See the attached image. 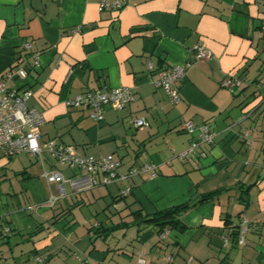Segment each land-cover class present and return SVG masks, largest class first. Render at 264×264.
Returning <instances> with one entry per match:
<instances>
[{"label":"crops","instance_id":"1","mask_svg":"<svg viewBox=\"0 0 264 264\" xmlns=\"http://www.w3.org/2000/svg\"><path fill=\"white\" fill-rule=\"evenodd\" d=\"M100 1L0 0V82L32 91L27 104L45 119L43 149L56 139L78 156L113 154L122 174L146 162L156 164L157 173L86 189L69 184L63 196L44 177L25 180V168L20 190L28 201L16 190L12 200L0 194V264H136L141 253L148 264H264V0H125L122 8L109 9ZM199 44L208 58H196ZM149 61L156 70L191 63L178 84L179 103L157 85ZM22 67L27 77H6ZM226 78L242 84L224 87ZM119 86L129 87L134 99L122 109L106 106L102 121L86 106L68 105L88 90ZM142 118L146 123L135 126ZM188 120L209 124L214 138L181 160L161 142L187 149L196 137L183 130ZM180 133L186 139L176 137ZM20 154L29 153L8 158L0 152V167ZM125 156L132 158L121 170ZM34 157L66 178L88 175L47 152L43 163ZM123 188L131 191L122 197ZM217 189L216 198L181 214L188 225L183 232L162 238L143 222ZM242 190L249 191L246 206ZM236 226L242 244L232 240ZM6 227L10 236L2 233ZM170 247H188L189 256L178 249L166 255Z\"/></svg>","mask_w":264,"mask_h":264},{"label":"built area","instance_id":"2","mask_svg":"<svg viewBox=\"0 0 264 264\" xmlns=\"http://www.w3.org/2000/svg\"><path fill=\"white\" fill-rule=\"evenodd\" d=\"M125 5V0H101L100 8H122ZM264 28V27H263ZM30 47V44H25ZM210 51L203 45L199 44L196 47V58L205 59L210 56ZM33 65H39V61L35 60ZM185 65H174L166 68L155 69L153 63L149 61L148 66L151 71L157 74L156 83L162 87L168 94L170 101L177 104L181 100L178 84L185 76ZM28 75L26 68H14L7 72L8 79L25 78ZM242 81L236 78H226L222 85L233 89L240 86ZM33 95L31 90H19L9 88L4 82H0V152L10 158L16 156L20 152H27L33 156H37L43 163V154L49 153L52 159L62 166L78 167L84 169L88 175L85 178L71 179L66 178L58 171L44 170L43 177L48 184L56 183L59 193L66 194V186L71 185L86 189L97 186L99 184H110L118 180H122L130 175L138 173H149L151 176L156 175L157 165L154 163H143L139 167L131 166L128 174H122L119 171L121 162L113 154H108L97 158L93 155L78 156L68 145L59 143L56 139H50L46 142V147L43 149L40 145L41 126L44 123L43 114L34 107L28 106L27 102ZM134 94L129 87L119 86L113 88L101 87L93 90H88L68 101L71 106H86L90 110V116L95 121L104 119V111L106 106L112 105L117 109L124 108L128 103L133 101ZM137 126L144 125L146 122L142 119L134 121ZM183 130L195 134L196 137L191 142L189 147L177 154L181 160H185L193 156L197 148L201 144H209L213 141L214 132L207 123L196 124L192 120L185 121ZM247 144H252L249 133L244 134ZM175 152V150H173ZM130 188H123L121 195L125 196L130 193ZM57 197L51 194L48 203L54 205ZM11 233V229L6 227L3 229V234ZM168 231L161 233L160 237H165ZM245 237L241 232L238 238V243L242 244ZM136 264H148L143 253L139 255Z\"/></svg>","mask_w":264,"mask_h":264},{"label":"rangeland","instance_id":"3","mask_svg":"<svg viewBox=\"0 0 264 264\" xmlns=\"http://www.w3.org/2000/svg\"><path fill=\"white\" fill-rule=\"evenodd\" d=\"M134 124L135 126H137L135 122ZM175 135L176 137L180 136L183 139H186L187 136L184 133L175 134ZM161 144L163 147H165V151H167L169 154H172L174 152L173 150H175V152L173 153L174 155L175 153L178 154L179 151H181V147H182L181 143L174 142L173 140L170 139H166V140L162 139ZM45 158H47V160L49 161V158L46 155ZM131 158H132L131 156L123 157V161L125 164L121 168V170L127 169L128 165L130 164ZM176 158H177L176 160L177 163L180 164L179 162L180 160L178 159V157ZM25 168L28 170V173L30 174V177L27 179L25 178V180L31 179V180L44 181L43 179L44 168L40 164V162H37L34 156H31L29 154H20L18 157L11 160L5 167H0V192H1L0 194H2L3 198H9V200H12V198L14 197L13 194H15L14 191L16 190V192L20 195L21 198L24 197L23 200H25V202L28 201L29 197L26 195H22L20 190L21 180L25 176V174L21 173V171H23ZM46 168L48 167L46 166ZM112 210H115V208L112 207ZM6 246L4 245V243H1L2 251L6 249ZM177 249L181 252L180 253L181 257L189 256L188 247H184V248L170 247L169 250H173L174 251L173 254L170 255L169 250L165 254L169 256L172 255L174 256L176 254ZM216 249L218 250V248Z\"/></svg>","mask_w":264,"mask_h":264},{"label":"trees","instance_id":"4","mask_svg":"<svg viewBox=\"0 0 264 264\" xmlns=\"http://www.w3.org/2000/svg\"><path fill=\"white\" fill-rule=\"evenodd\" d=\"M221 191H222L221 189H217L214 191H210V192H206V193L201 194L200 199L198 200V203H191L189 201V202H185V203H182L179 205H174V206H171L169 208L157 211L152 215L145 216L143 219V222L152 223L156 227L157 233L159 235H161V233H163L165 231H172V230H178V231L183 232L184 230H186L188 228V225L182 220L181 214L183 212L187 211L192 206H195L199 203H204V202L213 200L214 198H216L220 194ZM246 192L248 193L249 191L248 190H242L241 195H240L241 202L245 206L248 204V199L245 198ZM135 214H137V215L141 214L140 210L136 211ZM228 224H229L228 221H226V225H228ZM11 232H12V230H11ZM232 235H233L232 240L235 241L236 243H238L240 230L237 226L234 227V229L232 231ZM5 236H10V234H7Z\"/></svg>","mask_w":264,"mask_h":264}]
</instances>
